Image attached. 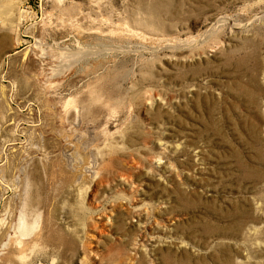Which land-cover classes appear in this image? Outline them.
<instances>
[{
	"label": "rangeland",
	"instance_id": "374dc122",
	"mask_svg": "<svg viewBox=\"0 0 264 264\" xmlns=\"http://www.w3.org/2000/svg\"><path fill=\"white\" fill-rule=\"evenodd\" d=\"M0 264H264V0H0Z\"/></svg>",
	"mask_w": 264,
	"mask_h": 264
}]
</instances>
